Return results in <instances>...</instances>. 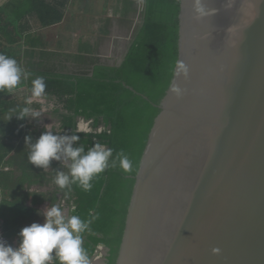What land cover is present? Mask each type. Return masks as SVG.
Returning a JSON list of instances; mask_svg holds the SVG:
<instances>
[{"label":"water","instance_id":"obj_1","mask_svg":"<svg viewBox=\"0 0 264 264\" xmlns=\"http://www.w3.org/2000/svg\"><path fill=\"white\" fill-rule=\"evenodd\" d=\"M200 3H180L116 264H264V0Z\"/></svg>","mask_w":264,"mask_h":264},{"label":"trees","instance_id":"obj_2","mask_svg":"<svg viewBox=\"0 0 264 264\" xmlns=\"http://www.w3.org/2000/svg\"><path fill=\"white\" fill-rule=\"evenodd\" d=\"M180 3L181 0H146L143 25L120 67L95 64L92 76L89 72L38 75L45 78V95L55 97L65 110L60 114V131L54 135L76 134L80 139L73 147L83 143L87 152L94 143H101L113 149V158L123 151L132 161L131 172H124L117 162L116 167L98 174L91 181L90 191L77 185H72L70 192L64 189L75 205L71 215L92 221L91 232L83 234V247L90 264L102 247L108 249L105 264H116L134 177L160 112L158 105L171 85L178 60ZM35 77L33 75L17 89L27 86L31 92V80ZM6 93L0 92L1 104L18 109L19 100L4 104ZM80 119L90 124L89 131L80 130ZM19 127L21 124L11 130L1 129L7 143L0 146V152L8 155L14 150L16 145L10 142L19 141L24 134ZM59 169L60 166L55 170ZM52 262L59 264L57 260Z\"/></svg>","mask_w":264,"mask_h":264},{"label":"crops","instance_id":"obj_3","mask_svg":"<svg viewBox=\"0 0 264 264\" xmlns=\"http://www.w3.org/2000/svg\"><path fill=\"white\" fill-rule=\"evenodd\" d=\"M145 2L0 0V53L15 58L25 70L36 76L78 75L86 72L92 76L95 64L119 67L136 39V27L143 25L144 14L142 20L140 16ZM30 97L31 92L26 86L4 94L3 101L7 104L19 100L20 106L18 109L15 107L17 113L28 106L40 112L39 117L17 119L13 116L17 113L10 111L12 107L0 102V132L3 128H16L17 124H21L19 129L24 131L19 141L16 139L10 142L16 145L12 152L8 155L0 152V219L4 233L13 246L18 242V233L22 227L32 222H44V212L48 208L59 205L67 215H71L73 206V200L64 189L55 185L54 190L48 186L54 180L56 167L60 166L59 171L65 172L67 168L56 160L51 161L48 169L30 164V149L25 142V137L31 135V143H34L35 135L31 132L33 121H44L54 115L60 117L65 110L58 104L40 102L50 98L56 100L55 97L44 95L32 98L33 103L26 104ZM58 122L62 123L61 117ZM80 122V127H84L81 119ZM59 131L60 128L54 133ZM41 133L36 131L37 137ZM4 143L7 142L0 133V146ZM105 256L100 248L92 264H104Z\"/></svg>","mask_w":264,"mask_h":264},{"label":"clouds","instance_id":"obj_4","mask_svg":"<svg viewBox=\"0 0 264 264\" xmlns=\"http://www.w3.org/2000/svg\"><path fill=\"white\" fill-rule=\"evenodd\" d=\"M195 10L204 14L200 0H195ZM179 68L184 70V65L180 64ZM32 76L15 58L0 53V92L12 93L22 81ZM45 90V78L36 76L31 80V97L25 103L31 104L32 98L43 97ZM172 91L179 94L176 87ZM10 111L17 113L15 108ZM40 115V112L25 106L13 116L24 119ZM31 139V135L25 137L30 149V164L48 169L51 161L56 160L61 161L68 169L67 172L56 171L53 182L61 190L67 189L70 192L72 185H77L84 191H90L93 178L110 167H116L117 162L124 172L133 171L132 161L123 151L113 158V149L101 143H94L87 152L83 143L79 147H73V143L80 139L76 134L54 135L51 131H45L35 143H31ZM72 211H75V205L72 206ZM91 222L76 214L67 215L61 206L53 205L44 212L42 224L32 222L19 230L15 246L0 236V264H49L53 260H57L59 264H90L88 253L83 247V234L91 232ZM219 252V248H213L214 254Z\"/></svg>","mask_w":264,"mask_h":264},{"label":"rangeland","instance_id":"obj_5","mask_svg":"<svg viewBox=\"0 0 264 264\" xmlns=\"http://www.w3.org/2000/svg\"><path fill=\"white\" fill-rule=\"evenodd\" d=\"M141 10H142V12H141L142 14L140 16V19L142 20L143 19V14L145 12V6L144 5H142ZM140 27H141L140 25H138L136 27V29L134 31V38L136 37V34L139 31ZM37 102H39V101H37ZM40 102H42L43 104H49V105H53V104H57L58 103L57 99L55 100V99H51V98L50 99H43L42 101L40 100ZM59 118L60 117H57V116L54 115V116H50L49 118L45 119L44 121H41V120H38L37 122L33 121L34 125H33L32 129H31V132H33V135H35L33 137V142L35 143L36 140L38 139L36 131L42 132V133L45 132V131H51L52 133L56 132L58 130V128H60L59 126L61 125L58 122ZM83 125H85L83 130H86V129H88L90 124L84 122ZM53 181L54 180L50 181L48 183V186L49 187H53V189L55 190V184H53L54 183ZM99 257H101V256L99 255Z\"/></svg>","mask_w":264,"mask_h":264},{"label":"built area","instance_id":"obj_6","mask_svg":"<svg viewBox=\"0 0 264 264\" xmlns=\"http://www.w3.org/2000/svg\"><path fill=\"white\" fill-rule=\"evenodd\" d=\"M0 236H3L5 238V240L9 243V240H8L7 236L5 235V233H4L3 222H2L1 219H0Z\"/></svg>","mask_w":264,"mask_h":264}]
</instances>
